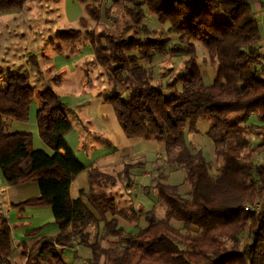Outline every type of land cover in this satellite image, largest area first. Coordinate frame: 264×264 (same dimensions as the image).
Returning a JSON list of instances; mask_svg holds the SVG:
<instances>
[{
	"label": "trees",
	"instance_id": "obj_1",
	"mask_svg": "<svg viewBox=\"0 0 264 264\" xmlns=\"http://www.w3.org/2000/svg\"><path fill=\"white\" fill-rule=\"evenodd\" d=\"M77 1L94 22L101 20V0ZM123 1L124 22L139 35L100 33L91 38L96 61L111 78L105 103L127 138L164 143L168 165L185 173L188 197L158 174L154 191L163 206L162 217L152 207L143 212L145 226L134 235L127 233L119 219L137 227L140 216L132 208H119L107 194L104 187L116 184L114 176L95 167L87 170L77 161L65 141L72 125L58 96L49 89L35 94L25 74L6 76L0 90V179L15 187L37 183L39 196L16 207H49L58 227L52 237L38 238L42 228L25 234L37 238L27 254L25 246L20 249L26 254L25 264H63L64 251L76 244L91 253L85 264H264V160L254 163L258 152L264 154V63L260 24L252 8L262 0ZM26 2L0 0V15L19 12ZM146 15L166 26L165 33L176 41L152 38L142 25ZM79 21L87 26L85 18ZM81 36L76 30L58 34L64 43ZM195 42L204 47L206 61L215 68L211 84L201 77ZM164 56L183 58L182 73L153 85L151 64ZM35 100L38 136L51 153L33 149L31 133L6 130L9 121H29ZM252 116L256 124H248ZM201 120L208 123L205 135L219 164L215 175L210 174V162L186 141L185 131L197 135ZM253 129L261 140L252 149L247 134ZM173 147H178L174 155L169 154ZM132 168L125 164L117 176L127 179ZM84 172L89 188L72 200L70 185ZM256 201L262 202L258 214L243 208ZM172 221L194 232L174 228ZM101 223L100 240L122 246L103 249L98 241L89 243L83 231ZM244 234L249 245H244ZM12 255L11 230L0 220V264H10Z\"/></svg>",
	"mask_w": 264,
	"mask_h": 264
},
{
	"label": "rangeland",
	"instance_id": "obj_2",
	"mask_svg": "<svg viewBox=\"0 0 264 264\" xmlns=\"http://www.w3.org/2000/svg\"><path fill=\"white\" fill-rule=\"evenodd\" d=\"M94 5L97 6V4ZM125 6L127 5L123 0H101L100 10H102V18L98 23H96L85 13L84 6L78 3L77 0H27L20 13L12 12L3 14L5 16L0 15V69H3V65L5 63L11 64L12 60L15 58L21 59L26 47V41L28 38L31 39L30 36H32L29 33L30 27L33 28V31H35L33 38L39 36L44 42H47V44L52 41H56L55 33L70 29L83 31L84 33L89 32V35L93 36L92 38H95V35H99L100 33H115L117 36L121 35L124 38L139 35L135 33L136 30L132 24H125L124 22L125 18L123 16V8ZM255 6L258 10H255ZM252 8L254 16L260 24V45L262 44L261 47L264 50V35L262 29L264 26V0H262V3L257 2L253 4ZM105 10H109L108 16L104 14ZM80 18L86 19L87 26L85 28L80 24ZM23 20H25L24 25L21 23ZM143 24L146 26V29L150 31L152 38L163 39L168 36L172 41H176L174 35L165 33L167 27L159 25L154 16L146 15L142 25ZM84 37L86 39L87 37L89 38L87 34H84ZM194 44L201 77L205 84H211L216 75L215 68L210 66L206 61V52L204 47L198 42H195ZM11 49L14 50V54L11 52ZM32 50L38 49L32 48ZM41 56L45 57L46 54H42ZM89 62V59H83L80 63L74 64L73 66L68 64L67 67H72V72L68 73L69 76L67 75L65 80H74L76 83H79L81 76L85 78L88 76L91 78V76L96 73L95 70L82 74V70L90 66ZM182 62L183 58L179 57L170 58L168 56H164L155 58L154 62L151 64V67L154 70L153 85H155L156 81L159 80L164 84L167 80H172L174 76L181 74L183 65ZM144 67H148V65H144ZM103 70L106 72L108 81H105H107L108 84L105 83L104 85L101 83V85H97L96 89L92 92L94 94V100L95 98L99 99V97L104 95V87H107L108 90H110L111 87V78L109 72L105 68ZM74 81H72V83ZM164 90L167 91L166 88ZM90 92L91 90L89 89L86 90L85 93L90 94ZM124 94L126 96V92ZM96 105L97 102L91 101L90 105L88 106L91 114H96ZM31 114H34V111L31 112ZM71 121L75 125L76 120L72 119ZM92 122L94 125H96L94 120ZM251 122L252 124H256V122L253 121V116L249 119L248 124H251ZM207 129L208 123L204 120L199 121L196 125L197 135H192L187 130L185 131L186 141L193 148V152L200 151L204 158L210 162V174L215 175L217 174L219 164L214 160L212 143L205 135ZM97 132L102 134L101 138L97 140L92 139V135L85 144L89 157H91L93 151H98V148L102 147L100 145H106L105 141L107 139L111 142V137L107 132L103 133L102 129L96 131L95 133ZM247 137L250 140L252 149L256 148L261 140L257 129H253L250 134H247ZM79 143L83 144V140L80 139ZM156 146V149L146 148L143 150V152L138 153V155L127 154V152L124 151V154H122V164H129L133 167L129 171V177L127 179H125L123 176L118 177L117 175L120 172H106L116 178V184L114 186H110L108 184L104 187L107 194L117 198L118 195L122 193V199L115 201L117 206L119 208L125 209L132 208L135 210L137 215L140 216L137 227H133V225H130L129 223L120 221V226H122L123 229L131 235H134L138 228L145 226L143 212L155 207L158 212L157 217H162L163 206L159 205L158 196L154 191L155 184L160 181L158 174L166 177L165 183L177 185L180 195L188 197L189 188L183 183L185 175L184 171L182 169H178L176 166L168 165L164 143H157ZM34 147H36V145H34ZM177 151L178 147H173L170 149L169 154L174 155ZM79 152H82L81 149ZM78 157L81 159L80 156ZM263 160L264 154L261 152H258V154L254 157V163L256 164H261ZM85 180L86 175L81 174L75 184L79 185L80 182H85ZM140 208L143 209L141 213L138 211ZM37 212L39 211L29 212L28 216H30V218L25 224L26 230L35 229L39 225L40 221L47 219L45 214L40 213L39 215ZM171 225L183 232H194L193 229L188 230L183 228L181 224L177 222L172 221ZM44 227H46V225ZM102 228V223L97 227L95 225H90L85 228L83 234L87 237L89 243H94L96 241L100 242L103 249H109L123 245L122 243L117 244L113 240H100L102 236ZM244 236V245H247L250 243V239L249 236H246V234H244ZM85 252L90 254L88 250ZM75 264L79 263L76 262Z\"/></svg>",
	"mask_w": 264,
	"mask_h": 264
},
{
	"label": "crops",
	"instance_id": "obj_3",
	"mask_svg": "<svg viewBox=\"0 0 264 264\" xmlns=\"http://www.w3.org/2000/svg\"><path fill=\"white\" fill-rule=\"evenodd\" d=\"M255 10H258L256 6ZM24 22L25 20L21 21L23 25ZM61 32L66 31L55 33L56 41L47 44V42H44L39 36L33 38L35 31L30 27L29 33L32 36H30L31 39L28 38L26 41V47L21 59L15 58L12 60L11 64L5 63L3 69H0V76L5 78L6 76L25 74L28 77V84L35 94L47 89L52 90L62 102L66 116L71 122L72 130L65 136V141L72 150L77 161L87 170L95 167L108 173L112 171L120 172L124 166L122 164V154H124V151H126L127 154L138 155V153L143 152L146 148L156 149L157 143L141 139H129L123 134L112 107L105 103L109 91L107 87H104V95L94 100V94L92 92L96 89L97 85H101V83L104 85L105 83L108 84V80L106 72L103 70L104 68L100 66L95 59L91 44L92 37H87L86 39L84 37L85 33L80 31L82 36L79 39L74 42L64 43L58 38V34ZM32 48L38 50H32ZM11 52L14 54L13 49H11ZM42 54H46V56L42 57ZM83 59H89L90 66L82 70V74L93 70H95L96 73H94L91 78L88 76H86L87 78L81 76L79 83H76L74 80H65L68 73L72 72V67L69 68L67 65L71 64L73 66L74 64L80 63ZM72 81L74 82L72 83ZM89 89L91 90L90 94L85 93L86 90ZM91 101L97 102L95 107L96 114H91L88 107ZM34 102L31 108V112L34 111V114L30 112L29 121L27 123L9 121L6 124V130L10 133H31L32 148L51 153L50 149L38 136L35 117L38 102L37 100ZM72 119L76 120L75 125L71 121ZM93 120L96 122V125L93 124ZM100 129H102L103 133H108L111 137V142L107 139L105 141L106 145H100L102 147L98 148V151H93V154L89 157L85 144L92 135V139H100L102 134L98 132L95 133ZM80 139L83 140V144L79 143ZM34 145H36V147H34ZM80 149L82 152H79ZM59 153L61 155L64 154L63 151H59ZM78 156H80L81 159H79ZM82 174L86 175L85 182H80L79 185L75 184L77 179L81 176L79 175L70 185L69 194L72 200L77 199L82 190L86 191L89 188L87 174L85 172ZM38 196V185L35 182L15 187L4 185L0 179V220H4L8 224L11 230L13 245V255L9 261L10 264H25L26 254L29 250L28 247L33 245L37 239L25 237L27 232L42 228L40 234L37 236L38 238L41 236L52 237L58 232V227L53 223L52 212L49 207H16V205ZM118 199H122V193H120L117 198L115 197V201ZM30 211H39L37 213L39 215L40 213L45 214L47 219L40 221L35 229L26 230L25 224L30 218V216H28ZM120 221L129 223L122 219H119V222ZM45 225L46 227H44ZM23 246H25L24 250L26 254L21 253L20 249H22ZM15 247H17V249ZM87 250L89 251V249L78 245H75L74 248L66 249L62 255L63 264H75L76 262L85 264L91 257V253L85 252Z\"/></svg>",
	"mask_w": 264,
	"mask_h": 264
},
{
	"label": "built area",
	"instance_id": "obj_4",
	"mask_svg": "<svg viewBox=\"0 0 264 264\" xmlns=\"http://www.w3.org/2000/svg\"><path fill=\"white\" fill-rule=\"evenodd\" d=\"M262 29H263V35H264V26L262 27ZM263 42H264V40H263ZM261 45L259 46V53H260V55L262 57V59H260V61L264 63V50L262 49ZM4 86H5V79L0 76V90H3ZM243 208L245 210H250V211H253L256 214H258L261 211V209H262V202L261 201H256L254 203L245 204L243 206ZM15 248L17 249V247H15ZM3 264H7V263H3Z\"/></svg>",
	"mask_w": 264,
	"mask_h": 264
}]
</instances>
